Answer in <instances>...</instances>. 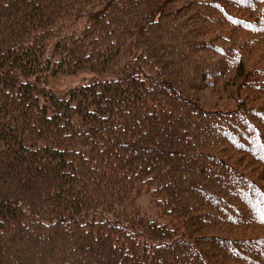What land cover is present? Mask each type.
Listing matches in <instances>:
<instances>
[{
	"label": "trees",
	"instance_id": "trees-1",
	"mask_svg": "<svg viewBox=\"0 0 264 264\" xmlns=\"http://www.w3.org/2000/svg\"><path fill=\"white\" fill-rule=\"evenodd\" d=\"M262 4L37 0L21 18L0 0V242L23 236L0 264H232L169 186L198 179L178 162L201 151L208 124L264 166V11L241 13ZM222 94L233 104L217 108ZM177 121L183 134L168 135ZM209 225L254 242L241 264H264V227Z\"/></svg>",
	"mask_w": 264,
	"mask_h": 264
},
{
	"label": "bare ground",
	"instance_id": "bare-ground-1",
	"mask_svg": "<svg viewBox=\"0 0 264 264\" xmlns=\"http://www.w3.org/2000/svg\"><path fill=\"white\" fill-rule=\"evenodd\" d=\"M230 1L232 3L231 9H233L237 0ZM4 3L10 4L9 8L12 7L14 13L25 18L33 14L37 0H4ZM231 9L229 10L231 11ZM4 21L9 27L10 23L7 18ZM237 22L240 21L237 20ZM207 81H211V78H208ZM183 128L184 123L177 121L167 126L166 131L168 135L180 137L184 132ZM227 130L232 131L229 127ZM203 137L205 145L201 151L189 152L191 162L195 166L191 168L186 163V169H184L188 177L198 175V179L187 190L170 189L175 193V197L178 194L186 197L187 207L184 212L188 219L197 222L199 220L200 224L212 232L211 239L214 243L213 250L216 257L221 261L227 257L231 259L232 264H241L239 258L250 253L254 247V242L238 243L234 239H232L233 241L224 239L223 233L217 227H214L213 230L210 229L213 226L209 224L214 225L216 221H219L234 228L237 232L241 230L247 233L251 229L264 227V201L259 200V198L264 199V183L263 180L256 177L252 180L249 178L252 184L249 183L248 179H244L240 169L228 160L230 157L227 154L223 153L229 148V145L222 139L213 125L208 124L206 126ZM179 159L178 164H181L184 159L181 157ZM174 160L177 161L176 158ZM172 186L174 185L171 184L169 187ZM226 186L229 188L227 195L220 194ZM258 210L262 212V215L257 213ZM19 236L23 238L21 234ZM207 249L208 245L201 247L202 253L206 252ZM247 260L249 263L250 258Z\"/></svg>",
	"mask_w": 264,
	"mask_h": 264
},
{
	"label": "rangeland",
	"instance_id": "rangeland-1",
	"mask_svg": "<svg viewBox=\"0 0 264 264\" xmlns=\"http://www.w3.org/2000/svg\"><path fill=\"white\" fill-rule=\"evenodd\" d=\"M65 8H66V6H65ZM241 13H242V15L244 17L252 19L250 21L256 20L258 18V15L256 16V13H254L252 11H244L243 10V11H241ZM260 38L263 39V41L261 43L257 44V46L254 48V51H255L256 56H257V61L260 62L261 60H263V62H264V53H263V49H264V36H261ZM76 76L77 75H73L71 77L73 78V80H75ZM227 84L228 83H226L225 86ZM236 90H241V89H239L237 87H231V88H229L228 92L225 93V94H228L229 93V94L232 95V93H235ZM238 93L242 94V92H239V91H238ZM225 94H222L221 95V99H219V100H218V96L212 95V98L214 100L218 101V103H219V106H217V108H227V107H225V103H227L229 105H232L233 104L229 99H225L224 100ZM205 96L207 98H209L207 94ZM257 105H259V104H257ZM229 107H231V106H229ZM261 109L264 110V106H262ZM237 144L240 145L239 142ZM229 148H230L231 151H223V153L224 154H227L230 158L234 156L235 159L233 158V159H228V160L230 162H232L234 165H236L240 169V173L243 176L246 175V176H248L251 179L254 178V177H256L258 179H261V180H263V183H264V166H262V164L260 163V161H261L260 153L257 152V156H255L254 160H252L248 156L245 159L244 157H239L238 156V152L233 151L234 150L233 148H231V147H229ZM223 153H221V154H223ZM183 159H185V157H183ZM182 161L183 162H181V166H182L183 170L186 169V163L189 164V166L191 168L195 166V164H192L191 161L188 160V159L187 160H182ZM170 166H171V164H170ZM41 183H42L41 181L40 182H37V184H41ZM185 184H186L187 187H192L193 186L192 183L186 182V180H185ZM45 188H48V186L45 187ZM170 188L175 189L174 186H172ZM139 196H138V198H139ZM33 202H34V205L41 204L40 201L35 202V200H34ZM21 205L25 206L24 204L20 203V204H18L17 207H20ZM162 206H163V204H162ZM147 208H150V206L147 205ZM257 213L258 214H262V212L260 210H258ZM253 230L254 229H251L249 232H252ZM16 238L21 239V237L18 236V235L16 236ZM16 238L13 237L12 240L10 241L9 238L7 239L6 237H4L3 240L0 242V251L1 252H7L9 249H11V247L14 245L15 241H19ZM24 238H26V237H24ZM53 241L55 242V240H53ZM27 251L32 252L31 256H36L34 258H38L41 255H42L43 258H45V255L43 253L41 254L36 249H31L30 248V249H28V250L25 251L24 247H21L20 248V253H23V254L25 253V255H26L27 254ZM26 257L29 258V256H26ZM1 258H2V256L0 257V260H1ZM75 264H78V263H75Z\"/></svg>",
	"mask_w": 264,
	"mask_h": 264
}]
</instances>
